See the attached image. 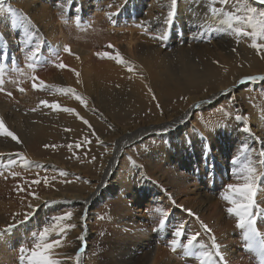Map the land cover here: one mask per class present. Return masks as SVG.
Instances as JSON below:
<instances>
[{
	"label": "bare ground",
	"instance_id": "bare-ground-1",
	"mask_svg": "<svg viewBox=\"0 0 264 264\" xmlns=\"http://www.w3.org/2000/svg\"><path fill=\"white\" fill-rule=\"evenodd\" d=\"M250 2L264 10L259 0ZM218 3L177 0L168 25L170 0H6L26 19L21 25L16 16L0 11V117L21 141L0 136V264H27L21 249L33 247L34 234L53 218L41 210L68 198L83 205L65 220L62 237L53 235L61 241L55 249L61 264H76L82 246L81 264H199L183 248L194 233L199 234L197 252L200 244L211 246L214 237L227 264L264 262L258 247L245 246L222 198L228 184L238 183L234 159L250 158L258 166L264 160V80L246 79L264 76V54L229 28L225 13L244 14L236 0ZM110 11L112 18L103 19ZM141 11L143 17L129 23ZM115 21L119 28L136 25L146 32L113 30ZM37 43L40 52L29 67L27 52ZM116 52L127 63L109 58ZM246 87L247 93L238 94ZM152 134L161 143L153 142V152L142 156L147 163L127 152V164L117 171L123 145ZM85 137L102 144L92 147L100 154L89 165L94 174L89 186L66 192L72 186L60 180L61 190L47 194L39 182L52 174H76L62 155H75L72 140ZM25 177L37 186H28L18 204L10 203L17 189L9 181ZM260 189L256 227L264 234V180ZM27 213L32 215L24 221ZM95 221L99 227L103 221L101 246H95ZM181 224L183 235L176 237Z\"/></svg>",
	"mask_w": 264,
	"mask_h": 264
},
{
	"label": "snow or ice",
	"instance_id": "snow-or-ice-1",
	"mask_svg": "<svg viewBox=\"0 0 264 264\" xmlns=\"http://www.w3.org/2000/svg\"><path fill=\"white\" fill-rule=\"evenodd\" d=\"M127 2V0H125ZM237 2V11H242L243 15H237L234 11H229L225 13L227 17V22L229 28H232V31L236 35L237 38L248 37L251 39V47L259 50H264V10H260L257 7L251 5L250 0H236ZM216 0H212V4L215 5ZM220 5H228L229 0H219ZM243 3V8H240V4ZM261 5H264V0H259ZM177 5V0H170L169 11L167 14L166 24L170 25L175 16V9ZM109 8L112 5H108ZM0 11H6L7 13H11L13 16L17 17L16 22L23 25L26 17L23 15H17V10L11 7L10 5L6 6V0H0ZM213 14H217V8L212 7L211 9ZM223 12V8L219 10ZM109 19L112 18V13H107ZM232 21L238 22V24L242 26L233 27ZM77 24L79 23V17L76 18ZM160 39H164L163 36L159 37ZM41 45L37 43L33 48H31L27 52L26 59L31 61L29 67H32L39 52ZM110 48L114 47L109 45ZM70 49L65 47V51H69ZM105 55H109L105 53ZM58 58V57H57ZM109 58L117 60V62L127 63L120 56L119 52H116L115 55H109ZM58 67H65V65L60 64ZM133 69L131 66L129 67V71ZM3 68L0 67V91H3ZM77 75H79L77 73ZM248 80H264V76L260 77H247ZM41 84L44 82L41 81ZM36 86L35 84L33 85ZM23 91V89H21ZM61 91H65L61 89ZM68 93H73L74 90L68 88L66 90ZM151 91V89H149ZM11 95V93H8ZM77 99L84 103L82 97L77 96ZM42 103L47 104V101H42ZM49 107L59 108L58 104H50ZM63 111L66 112H74L75 110L72 108H63ZM236 119H241L240 116H237ZM87 123V121H85ZM245 132L249 131V129L245 128ZM0 136L10 137L12 140L20 143L18 136L6 126L2 117H0ZM47 147V146H46ZM245 148L247 146L245 145ZM0 155H3L0 153ZM261 156H264V152L260 153ZM234 168L233 176L237 179L238 183L228 184L226 187V191L223 193L222 198L230 205L227 208V212L230 215H233L237 219V227L242 230V237L246 241V247L248 249H253L258 247L261 256L264 257V234H261L256 227V209L258 208L257 195L260 193V181L264 180V160L259 162V166L253 162L250 158L240 159L236 158L233 160ZM2 174V173H0ZM13 176L18 175V173H12ZM31 208L32 205L30 204ZM32 215V213L25 214L24 221ZM166 217V213L164 214ZM72 213L68 212L62 216L53 217L49 225L44 226L38 233L34 234V244L31 248H22L21 252L22 260H27V264H61V261L57 258L55 253V249L57 247H61L60 239H54L53 235L56 237H62V234L65 231L63 221L67 219H71ZM24 221H21L23 223ZM165 224V219H161L160 226L163 227ZM16 225H9L6 231H11ZM70 227H75V225H70ZM205 230L207 226H203ZM183 235V224H181L175 230V236L181 237ZM199 234L194 233L190 237L187 238L186 244L183 245L184 254L186 256H197L199 260V264H227L226 257L221 250V246L215 243V238L213 237L212 245L200 244V251L195 250V242L197 241ZM259 237V240L257 239ZM83 240V237H80ZM178 245V241L173 239L171 241L172 250L175 251ZM85 248L82 246L77 253L75 254V262L76 264H81V257ZM264 264V262H262Z\"/></svg>",
	"mask_w": 264,
	"mask_h": 264
},
{
	"label": "rangeland",
	"instance_id": "rangeland-1",
	"mask_svg": "<svg viewBox=\"0 0 264 264\" xmlns=\"http://www.w3.org/2000/svg\"><path fill=\"white\" fill-rule=\"evenodd\" d=\"M219 4L220 3H218V5ZM107 13H109V12H107ZM107 13H102L104 15L103 19H106V17L108 16ZM118 14H119V12H118ZM96 15H98V14L97 13L92 14V16H96ZM140 17H143L142 11L137 13L135 18H131L132 22H129V23L136 24V22H134V21L139 20ZM91 19H92V17H91ZM124 22H127V20L125 19ZM113 23L114 24H111V28L113 30L114 29L116 30V28H117L119 31L122 30V31H126V32L130 31V30H133L134 32H141V33L146 32L143 27L138 28V26H136V25L135 26L131 25L130 27L125 26V28H119L117 25L118 22L115 21ZM137 29H138V31H137ZM259 51L262 54H264V50H259ZM17 68H19V65L17 66ZM2 76H3V74H2ZM3 80H4V78H3ZM101 88H104V87H101ZM247 92H248V89L246 87L241 92H239L238 94H243V93H247ZM104 95H106V93H102L100 95L101 98H105ZM247 95H249V94H247ZM225 104H227V101L225 102ZM221 105H222V103H219V105H217L214 108H217ZM147 107H143V108L138 109L136 111H134V110L128 111L127 115H134L140 110H145ZM193 117L195 118L196 115L192 116V118H191L192 120H194ZM157 139L158 138L155 137V134H152V135H148L145 139H143L142 141H140L138 143L131 144V142H130V143L123 145L124 155H122L119 159L120 163H119V166L117 168V171L119 170V168L121 166L127 164V158L125 157V155H128L127 152L131 153L134 157H139L142 160V162H144L146 164L147 160L145 158H143L142 156L145 155L146 152H149V151L153 152L150 149V145L154 144L153 142H160L161 143V141H157ZM78 140H80V139H78ZM109 140H113V139H109ZM76 141L77 140H75V141L72 140V142H75V144H77L76 145L77 150H75L76 154L73 156H70L69 154H63L62 155V159L64 161H67V163L69 165H71L70 166L71 169L74 170L76 172V174L70 173V175H67L64 177L63 176H56V175L52 174V175L46 177L43 181H40L39 182L40 188L44 189V191H46L47 194H56L59 190H61L60 189V180L64 181L65 187L72 186V188L67 190L66 192H70L71 190H82V189H85L86 186H89V181L91 180V178L94 175L89 170V165H90L91 161L94 158L99 157V154H100L98 149H95L93 151L92 147L94 145H97L98 147H100V146H102V144L100 145L99 142H95L94 140L89 139L88 137L83 138L78 143H76ZM90 142H92V144H89ZM128 161L131 163L130 168H133L131 160H128ZM77 178H78V180L75 181ZM29 180H30L29 178L25 177V178H20L19 180H16L14 182H12L13 180L9 181L11 188H15V189H17V191L13 193V197L10 200L8 198H4V197H2V198L9 200L10 203L18 204L19 199L22 200V196H25V193H26L25 190L28 186H30V185L31 186H37V184H31L29 182ZM18 194H20L21 196H17ZM50 205L51 206H49V207H44L41 211L46 212L51 217H56V216H62L68 212H71L72 215H77L80 213V208L83 204L79 201H72L70 198H68V199L59 200L58 202L57 201H51ZM43 206H45V205H43ZM22 209H24L23 213H25L28 210L24 206H22ZM107 210H109V209H107ZM6 212L12 213V212H14V210L11 209V210H7ZM83 218H85V217H83ZM50 222L51 221H49L48 224ZM64 222L65 221H63L62 223H63L64 228H65L66 224H64ZM96 222L97 221L94 222V231H95V233H97L95 246H101L104 243L103 240L100 238V232L104 231L103 221L101 222V224H102L101 227H99ZM68 226H69V224H68ZM95 246H94V248H95Z\"/></svg>",
	"mask_w": 264,
	"mask_h": 264
}]
</instances>
